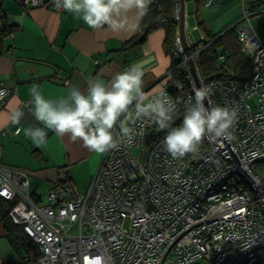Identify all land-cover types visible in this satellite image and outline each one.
Here are the masks:
<instances>
[{"label":"built area","instance_id":"obj_1","mask_svg":"<svg viewBox=\"0 0 264 264\" xmlns=\"http://www.w3.org/2000/svg\"><path fill=\"white\" fill-rule=\"evenodd\" d=\"M16 1L27 9L49 1L62 10L54 0ZM258 13L245 10L233 25L247 73L213 79L203 78L199 69L210 40L199 32L195 42L184 20L199 85L211 88L205 104L236 111L231 138L206 137L197 153L174 159L163 147L166 130L138 120L130 126L140 135L103 153L86 192L61 167L45 202L30 193L26 172L0 164V198L12 203L8 216L36 246L38 264H264V19L259 28L252 24ZM174 21L179 25L177 0ZM191 29L199 30L198 24ZM172 57L175 64L166 73L172 82L151 96L162 93L176 103L179 126L196 88L179 28ZM174 69L185 77L186 94L183 82L172 79ZM8 91L0 81V101ZM115 131L119 134V126Z\"/></svg>","mask_w":264,"mask_h":264},{"label":"crops","instance_id":"obj_2","mask_svg":"<svg viewBox=\"0 0 264 264\" xmlns=\"http://www.w3.org/2000/svg\"><path fill=\"white\" fill-rule=\"evenodd\" d=\"M184 4L186 23L188 0ZM0 6L4 24L11 29L3 35L0 22V81L9 90L0 101V164L26 172L30 193L39 202H45L61 167H67L69 179L80 192L87 190L103 153L91 152L82 141L50 130L44 145L34 144L24 129L43 125L33 115L30 89L39 85L45 99H58L67 95L66 82L86 91L89 77L107 83L131 63L145 60L143 90L150 97L168 79L171 65V56L163 48L164 29L157 27L143 41L123 49L138 32L141 18L137 20L134 12L128 14L126 28L113 30L107 25L89 28L78 15L54 10L49 1L27 9L16 0H0ZM252 9L259 10L258 19H264V0H215L201 7L199 18L207 32H221L232 27L245 10ZM17 110L23 116L13 123ZM17 127L20 129L14 133ZM7 208V201L0 198V264H38L36 246L26 244L29 238L24 235L18 243L12 237L22 230L5 227L3 213Z\"/></svg>","mask_w":264,"mask_h":264},{"label":"clouds","instance_id":"obj_3","mask_svg":"<svg viewBox=\"0 0 264 264\" xmlns=\"http://www.w3.org/2000/svg\"><path fill=\"white\" fill-rule=\"evenodd\" d=\"M152 0H54L57 8L79 16L92 29L105 25L113 30L128 26L129 13L134 12L137 20L146 14ZM147 61L131 63L116 73L107 83L98 77L86 80L87 89L82 91L71 82H66L67 95L58 99H45L39 85L30 89L33 115L43 127L24 129L34 144L46 143L48 131L72 141H82L91 152L105 153L120 143H130L140 135L131 125L142 119H149L158 130L165 131L163 147L174 159L195 154L207 137L231 138L237 114L226 106H212L209 101L211 88L202 85L194 88V99L190 97L185 105L182 123L174 126L177 105L164 94L146 96L143 77ZM135 105V111L130 108ZM23 112L13 114V123H18ZM122 117H127L122 120ZM119 126V134L116 128Z\"/></svg>","mask_w":264,"mask_h":264},{"label":"trees","instance_id":"obj_4","mask_svg":"<svg viewBox=\"0 0 264 264\" xmlns=\"http://www.w3.org/2000/svg\"><path fill=\"white\" fill-rule=\"evenodd\" d=\"M194 3L193 14L194 18L197 21L196 23L199 26V29L205 37L210 40L209 45L200 55V74L205 79H213V78H221L225 73H233L235 75H244L248 70V59L240 51V45L237 40V32L236 27L232 26L230 28H226L221 32H207L200 21V9L203 5L204 0H192ZM176 0H153L148 7V10L145 15L141 17L138 22V32L134 38H132L129 42L124 44L123 49H128L134 46L135 44L143 41L147 34L157 27H161L164 29V40H163V48L165 51L171 56V65L169 67L172 68L175 64V59L172 57V49L174 46V37L176 32L178 31V25L174 21V6ZM253 10V9H252ZM4 10L0 6V22H2L1 31L3 35L10 32V28L4 24ZM223 53L225 55L224 61H218V55ZM172 79L176 77L183 82L184 85V94L188 91L187 82L185 81V77L182 75L181 71L178 69H174L172 71ZM168 82H172L171 79L166 80ZM171 92L173 89L169 88ZM6 201V200H4ZM8 208L3 213V220L5 223V227L10 229V226H15L12 223L8 216V210L12 205L11 202L7 201ZM10 225V226H9ZM9 226V227H8ZM26 244L32 245V241L28 239ZM34 246V244H33ZM35 247V246H34ZM38 252L36 253L37 256Z\"/></svg>","mask_w":264,"mask_h":264},{"label":"water","instance_id":"obj_5","mask_svg":"<svg viewBox=\"0 0 264 264\" xmlns=\"http://www.w3.org/2000/svg\"><path fill=\"white\" fill-rule=\"evenodd\" d=\"M184 3H185V0H179V25H178L179 38H180L181 44H182V46L184 48V51H185V54H186V57H187V60H188V63H189V70H190V72H192V75H193V78H194V81H195V84H196V88H199L200 87L199 82H198L199 79L197 77V74H196V71H195V68H194V65H193L189 50L187 48V45H186V42H185V39H184V11H185V4ZM12 237L14 239H16L18 241V243H21L22 239L24 237V234L21 233V232H15L12 235Z\"/></svg>","mask_w":264,"mask_h":264},{"label":"rangeland","instance_id":"obj_6","mask_svg":"<svg viewBox=\"0 0 264 264\" xmlns=\"http://www.w3.org/2000/svg\"><path fill=\"white\" fill-rule=\"evenodd\" d=\"M194 6V3H193V1L192 0H188V14H187V21H186V27H187V29L188 30H190V36H191V38L195 41V42H197L198 40H199V30H192L191 28H192V26H193V24H195L197 21H195V18L194 17H192L191 15H189V14H191V12H192V7ZM262 19H258V17L257 16H254V17H252V24L254 25V27H256V28H259L260 26H261V24H262ZM249 102H250V104H252L253 105V103H254V99L252 98V99H250L249 100ZM81 192H86V190H81ZM71 232H76V228H73L72 230H71Z\"/></svg>","mask_w":264,"mask_h":264}]
</instances>
